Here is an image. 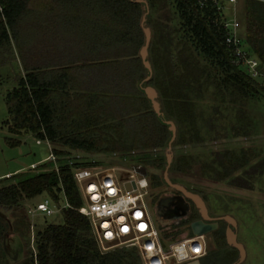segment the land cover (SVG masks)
Wrapping results in <instances>:
<instances>
[{
  "label": "trees",
  "instance_id": "1",
  "mask_svg": "<svg viewBox=\"0 0 264 264\" xmlns=\"http://www.w3.org/2000/svg\"><path fill=\"white\" fill-rule=\"evenodd\" d=\"M170 1L180 22L169 27L168 38L154 37L148 48L153 73L145 80L149 72L139 53L145 42L142 19L149 17V8H164ZM240 1L243 45L264 69V1ZM3 5L0 52L13 38L24 71L18 72L17 86L6 94L4 123L12 134L31 133L36 139L64 145L66 150H52L59 171L51 162L27 175L16 172L14 179L0 186V206L13 213L10 218L0 212V220L9 227L15 225L16 230L21 227L24 248V257L11 260L0 245V264H141L134 248L105 252L99 248L89 219L78 210L84 200L73 175L76 167L93 165L76 160L69 164L67 148L101 153L161 146L171 138L165 122L170 118L183 125L179 144L204 141V133L217 131L213 117L206 114L208 102L227 109L226 114L232 111L233 117L223 128L227 133L235 137L250 134L256 121L246 103L251 98L264 99V86L232 63L226 30L217 24L221 14L210 0L202 6L199 0H3ZM77 58L107 61L104 86L83 84L77 78L68 83L75 79L68 65ZM148 84L161 97V115L146 96L143 87ZM205 122L210 124L203 126ZM6 142L15 146L22 140L6 137ZM252 157L243 146L201 153L180 151L171 167L238 184ZM149 159L157 167L166 163L161 157ZM41 193L63 221L36 225L33 251L27 247L29 227L34 230V224L29 226L17 210L24 200ZM4 229L0 227V235ZM162 229L172 238L180 232ZM215 234L222 242V233ZM230 261L233 254L228 250L211 264Z\"/></svg>",
  "mask_w": 264,
  "mask_h": 264
},
{
  "label": "rangeland",
  "instance_id": "2",
  "mask_svg": "<svg viewBox=\"0 0 264 264\" xmlns=\"http://www.w3.org/2000/svg\"><path fill=\"white\" fill-rule=\"evenodd\" d=\"M230 12L232 15L235 10L229 11L226 9L222 18L229 19ZM147 13L149 17L145 19L144 26H148L151 30L152 35L150 44H152L154 37L168 38L169 27L172 26V24L178 26L180 22L179 15L172 1L164 8H149ZM236 17L240 22L242 19V1H239L236 5ZM219 21L217 24H220ZM240 33L243 35L241 23ZM148 57H150V52H148ZM21 64L18 48L15 40L12 38L10 44L0 52V186L14 179L13 174L16 172L27 175L32 173L33 170L50 166L49 164L51 162L45 161L44 159L53 148H62L66 150L64 145L58 143L55 144L50 142L48 144L45 140L38 143L37 139L31 133H25L23 135L12 134L8 126L4 123V119L8 116L5 100L6 94L17 86L18 72H24ZM144 76H146V72ZM255 78L261 86H264L263 77L257 76ZM158 100L161 102L159 93ZM208 103L205 105L207 106L206 114L213 117L217 131H215L214 134H206L203 132L206 136L204 141L179 144L178 137L181 130H183V125L176 123L173 118H170L174 121L176 126V136L172 142L170 151L167 150L169 142V140H167L166 143L161 146H150L144 149L134 148L128 151L117 150L114 152H101L96 154H91L90 152L88 153L79 149L67 148L70 152L69 156L78 154L79 156L76 157L77 162L91 163L90 165L95 167L116 166L120 181L128 178V175L133 172L132 167H136L137 171L140 173L137 174V176L144 175L147 179L148 185L146 190L148 192L144 196V199L149 203V206L152 208V216L158 222L153 205L160 194L173 191V188L164 180L167 152L172 153V163L180 151L201 153L209 150L217 151L218 149L225 148L246 147L253 157L245 167L247 169L246 175L239 180L238 184L231 183L230 180L214 181L199 177L195 174L194 170L192 173L188 174L180 173L174 170L171 164L168 176L173 182H179L185 185L189 190L199 192L209 204L213 214H229L235 217L237 220V238L246 248L244 260L236 264H264V99L259 100L251 98L247 101L246 109L254 116V120L256 121L255 127L250 134L236 137L231 136L223 129L227 126L228 118L231 116L233 117L232 111L231 115L226 114L227 109L223 111L221 106L212 107L210 103ZM161 105L162 104H160V106ZM207 124L209 125L210 122H205L203 126ZM204 130L205 128H203V131ZM215 134L216 137H214ZM6 137L21 139L22 143L20 145L10 146L6 142ZM158 157L166 161L164 166L157 167L152 161H146V158L152 160ZM32 164H34V167H32ZM43 164L45 165L42 166ZM142 191L143 189H138V192ZM45 199V193L38 194L30 199L24 200L17 210L19 215L26 218L29 226L34 224V230L29 227L30 241L27 247L31 248L33 251L35 250L34 237L37 230L36 225L41 227L47 222L60 223L63 221L58 211H55L51 215H45L36 210L34 211L35 204ZM64 204L65 201L63 200V205ZM0 210L5 212L10 218L12 217L13 213L6 207L0 206ZM175 210L178 211L177 208ZM4 224L5 223L0 220V227L5 228L3 234L0 235V245L2 247L5 246V250L11 260H15L18 258L17 256L24 257L23 242L21 241L18 231L21 227L16 230L13 227L15 225L9 227V225ZM169 228L176 229L172 226ZM216 232H218V230L206 235L207 253L200 259L202 264L214 263L217 256L228 252V250L233 254V261H230L229 264L236 262L239 257L238 250L228 244L222 230H219V232L222 233L224 239L222 242H218L216 240ZM188 234L190 235L191 233ZM107 248H110V250L115 248L132 249V247L126 246H108ZM168 264L181 263H172L169 261Z\"/></svg>",
  "mask_w": 264,
  "mask_h": 264
},
{
  "label": "built area",
  "instance_id": "3",
  "mask_svg": "<svg viewBox=\"0 0 264 264\" xmlns=\"http://www.w3.org/2000/svg\"><path fill=\"white\" fill-rule=\"evenodd\" d=\"M208 0H199L202 6ZM219 10L220 25L226 30L225 42L231 51V61L238 68L253 77L264 78V69L255 54L248 52L243 45V35L240 33V22L236 17V5L240 0H210ZM264 1V0H262ZM228 9L235 10L229 19H223ZM0 13L5 20L3 0H0ZM232 17V18H231ZM42 140L37 139L40 143ZM48 144L49 140H45ZM75 156H70L68 163L73 164ZM54 164L59 171L58 157L50 151L44 159ZM34 167V164H32ZM123 181L117 174V167H76L73 175L84 200L78 208L91 224L93 234L102 252L110 250L108 246H126L134 248L140 256L141 264L185 263L201 259L207 253L206 235L180 234L172 238L167 230L161 228L154 219L149 203L144 199L147 194V179L136 167ZM146 180L144 184L142 180ZM126 182H135V187L127 189ZM143 189L138 192V189ZM68 203L65 202L64 206ZM51 215L57 209L46 198L37 202L34 211Z\"/></svg>",
  "mask_w": 264,
  "mask_h": 264
},
{
  "label": "water",
  "instance_id": "4",
  "mask_svg": "<svg viewBox=\"0 0 264 264\" xmlns=\"http://www.w3.org/2000/svg\"><path fill=\"white\" fill-rule=\"evenodd\" d=\"M139 1H144V0H139ZM144 21H145V16H143L142 24H144ZM143 29L145 32V42L141 46L140 56L142 58L144 66L147 68V70L149 72V74L145 77V80H148L151 78L152 73H153L151 63L148 59V48H149V44L151 41V30L148 26H144ZM143 88H144V91L146 93V96L151 101L153 110L157 114L161 115L163 112L161 110L160 102L158 100V91L156 90V88L154 86H152L150 84L144 86ZM165 122L169 125V129L171 130V133H172L171 138L168 142V148H167V150L170 151L172 142L174 141L175 136H176V126H175L174 121L171 119H166ZM171 160H172V153L167 152V164H166L165 171H164V180L172 188L179 191L180 194L171 196V195H169V193H162L158 196L156 202L159 204L161 202V200L166 198L169 200L170 203H172L175 207H177V205L179 204V201L188 197L199 208V210L201 212V216H202V218H200V219H195V220L189 221V228H190L191 234H193V235H202V234L207 235L208 233L212 232L213 230H215L218 227V223L215 221L214 222L206 221V219H209L211 217L208 215L207 206L205 204V201L199 193L194 192L192 190H189L185 185H183L179 182H173L169 178L168 172H169ZM126 187H127V189H131L132 187H135V182H126ZM158 204H157V206H158ZM157 206H156V208H157ZM155 213H156L157 217L160 216V212L158 209L155 211ZM218 218L225 219L229 223V226H228L227 231H226V240H227L229 245L235 247L239 252V257H238L237 261L233 262L232 264L239 263L242 260H244V258L246 256V248H245L244 244L241 241H239L237 238V235H238L237 231H236L237 220L235 219V217H233L229 214H224L222 216H219ZM184 221H186V220H184ZM158 222H160V221L158 220ZM174 223L178 224L179 222L176 220ZM164 224H166V223H164ZM181 237H182V235L180 234L177 238L179 239ZM183 264H200V259L188 261V262H185Z\"/></svg>",
  "mask_w": 264,
  "mask_h": 264
},
{
  "label": "flooded vegetation",
  "instance_id": "5",
  "mask_svg": "<svg viewBox=\"0 0 264 264\" xmlns=\"http://www.w3.org/2000/svg\"><path fill=\"white\" fill-rule=\"evenodd\" d=\"M194 192H196V191H194ZM197 193H199V192H197ZM177 194H180V192L175 190L174 188H173V191L169 193V195H171V196H174ZM156 201H157V199H156ZM156 201L153 205L154 211H156L158 209L160 212V216L159 217L156 216V217L160 221L158 223L160 224V226L162 228L170 229L169 228L170 226H175V228H176L175 230L180 231L179 234H182V233L188 234V233H191L190 228H189V221L202 218L199 208L188 197L179 201V204L177 205V207H175L172 203H170L169 200L166 198L161 200V202L159 204ZM204 201H205V199H204ZM157 204H158V206H157ZM205 204L207 206V213L211 217L209 219H206V221H210V222L215 221L218 223V227L215 230H213L212 232H214L216 230H218V231L222 230L224 232L225 237H226V231H227V228L229 226V223L225 219L218 218L219 216H222L224 214H213L211 208L209 207V204L206 201H205ZM156 206H157V208H156ZM176 208L178 209V211L175 210ZM176 220L179 222L178 224L174 223ZM184 220H186V221H184ZM164 223H166V224H164ZM236 231H237V229H236ZM212 232H210V233H212ZM237 234H238V231H237ZM200 264H202L201 260H200Z\"/></svg>",
  "mask_w": 264,
  "mask_h": 264
},
{
  "label": "crops",
  "instance_id": "6",
  "mask_svg": "<svg viewBox=\"0 0 264 264\" xmlns=\"http://www.w3.org/2000/svg\"><path fill=\"white\" fill-rule=\"evenodd\" d=\"M106 60H88L85 61L83 59L75 60L73 63L68 65V68L71 69V73L75 76L73 81H69L68 83H74L76 78L79 79L83 84L85 83H94L97 87L104 86L106 83L107 73L109 72V65L106 64ZM91 153V152H90ZM96 154V153H91ZM40 161V160H39ZM3 216L7 217L8 215L3 212ZM5 245V244H4ZM5 249V246H4Z\"/></svg>",
  "mask_w": 264,
  "mask_h": 264
},
{
  "label": "bare ground",
  "instance_id": "7",
  "mask_svg": "<svg viewBox=\"0 0 264 264\" xmlns=\"http://www.w3.org/2000/svg\"><path fill=\"white\" fill-rule=\"evenodd\" d=\"M142 181H143L144 184H147L146 180L143 179Z\"/></svg>",
  "mask_w": 264,
  "mask_h": 264
}]
</instances>
